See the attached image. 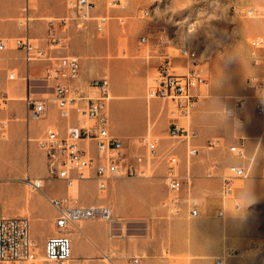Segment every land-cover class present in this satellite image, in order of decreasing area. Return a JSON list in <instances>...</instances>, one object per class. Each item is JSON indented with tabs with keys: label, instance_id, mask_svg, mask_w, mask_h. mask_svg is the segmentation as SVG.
Returning a JSON list of instances; mask_svg holds the SVG:
<instances>
[{
	"label": "rangeland",
	"instance_id": "obj_1",
	"mask_svg": "<svg viewBox=\"0 0 264 264\" xmlns=\"http://www.w3.org/2000/svg\"><path fill=\"white\" fill-rule=\"evenodd\" d=\"M113 1L116 0H97L94 16L122 17L125 24L119 26L112 19L109 28L100 35L95 33L93 23H88L87 28H78L76 21L70 19L73 15L69 14L64 0H0V40L6 47L0 53V122L5 125V132L0 133V170L4 172L0 176V217H25L30 221V235L37 249V259H41L36 264H51L42 260L44 243L41 239L49 229L51 235L47 238L56 236L54 212L48 199H68L72 204L110 208L108 193L111 184L105 192H100L93 180L75 183L67 189L65 182L48 176L44 155L36 149L35 143L27 142V139L42 136L43 131L37 126V135H32V124L39 122L32 123L27 119L22 95L25 88L21 79L27 70H30L32 78V67L41 68L47 63L26 64L22 54L14 48L15 39L24 38L30 43L45 46L52 28L50 22L56 25L66 18V26L57 35L60 42L51 47L53 58L74 57L80 63L116 62L121 70H128L126 80H144L146 97L157 76L156 62L149 56V46H139V38L162 35L167 40L168 52L173 56L177 55L175 49L178 47L194 50L199 59L197 69L207 81L199 90L200 100H221L224 102L222 109L226 110L231 109L230 103L248 97L246 80L256 74L250 64L249 42L264 36V0H118L121 8L111 6ZM246 9H254L255 16L246 17L239 12ZM144 12L149 16L143 17ZM21 22L23 27H20ZM192 28L195 30L190 33ZM240 52L243 55H239ZM177 63L183 64L182 61ZM10 73L17 76L16 81L7 80ZM12 86H16L15 92H12ZM35 92L42 95L50 91L42 83L36 86ZM40 97L50 98L49 95ZM152 101L159 104L160 110L166 104L162 100ZM250 102L246 99L247 107ZM12 104H19L20 108L12 109ZM168 106L171 110L172 104ZM190 116L179 120L169 116V121L191 132ZM49 128L57 130L55 126ZM150 138L158 137L150 135ZM260 143L257 156L246 155L240 159L247 167V178L234 180L231 195L223 200L225 220L233 222L227 237L228 252L222 257L224 264H264V137ZM169 149L158 153L161 158L156 161L154 169H148L146 178L134 179L156 178L157 169L164 163ZM191 163L192 160L189 166ZM212 171L209 173L213 178L216 175ZM227 174L225 170L221 178ZM31 179L42 180V188L32 190L28 185ZM27 196L32 198V204L25 201ZM46 211L51 213L48 219L45 218ZM90 222L105 225L108 240L120 231L123 234L127 232V226L120 220H114L111 228L105 221ZM33 225L38 230L36 236L32 234ZM116 226L118 230H115ZM135 229L129 233H138L140 225L137 224ZM76 237L93 243V235L76 234ZM103 262L109 264L108 260ZM92 263L93 260L88 259L79 264Z\"/></svg>",
	"mask_w": 264,
	"mask_h": 264
},
{
	"label": "built area",
	"instance_id": "obj_2",
	"mask_svg": "<svg viewBox=\"0 0 264 264\" xmlns=\"http://www.w3.org/2000/svg\"><path fill=\"white\" fill-rule=\"evenodd\" d=\"M97 0H64L70 18L76 21L78 28H87L93 23L96 34H103L115 19L119 26L125 24L122 17L112 18L108 14L94 16ZM217 1V0H209ZM111 6L121 8V2L116 0ZM243 16L254 17V9L239 11ZM148 17L149 13H142ZM63 18L52 27L48 34L47 45L30 43L24 38L14 41L15 50L22 54L26 64L47 63L41 79L50 98L36 96L32 80L25 74L21 79L25 88L24 104L27 119L30 122H41L48 117L49 107L54 106L58 118L65 123V130H53L49 127L42 137L28 143H35L36 148L44 155L47 174L50 178L65 182L67 189L75 183L93 180L100 192H105L110 182L115 179L146 178L148 169L155 167L158 156L159 138L147 135L138 143L145 148V154L129 156L123 142L110 132V117L108 102H110L109 81L107 79L89 80L80 85V62L74 57L51 56L54 44L60 42L57 35L66 26ZM24 23H20L23 27ZM139 46H149V56L156 62L157 76L154 85L148 90L147 101L162 100L172 104L169 116L173 119L187 118L193 112L199 99L200 88L206 85V80L197 69L198 56L194 50L186 47L175 49L177 55L168 52V43L164 36L139 38ZM6 50L0 40V52ZM249 58L251 67L256 74L249 77L245 83L248 97L234 102V109L225 110V114L237 123L244 122V117L237 116L235 111H246V99L253 102L255 116L261 120L264 128V36L254 38L249 42ZM182 61L183 64L177 62ZM9 81H15L17 76L7 74ZM43 95H48L43 93ZM41 95V96H43ZM4 122H0L1 135L5 132ZM194 133L171 123L168 138L179 142H189ZM244 139H239L236 145L228 151L235 157L245 156ZM219 142H209V148H216ZM198 150L188 144L185 155L186 162L194 159ZM167 172L165 175L167 196L161 201L160 207L170 218L180 216L186 210L191 219L200 218L203 214V204L190 193L183 197L185 178L179 173V158L169 152L165 157ZM228 174L223 177L220 197L225 200L233 191V182L247 178L248 171L243 167L229 166ZM32 190L38 191L43 186L42 180H29ZM48 203L54 212L53 226L56 236L45 241L42 259L51 264H69L72 261L71 231L83 222L105 221L112 224L113 216L110 208L104 205L82 206L72 204L68 199L50 198ZM215 216L224 219L223 210L215 211ZM30 221L25 217H0V264H36L37 249L30 235ZM112 230V229H111ZM214 264H224L222 258Z\"/></svg>",
	"mask_w": 264,
	"mask_h": 264
},
{
	"label": "crops",
	"instance_id": "obj_3",
	"mask_svg": "<svg viewBox=\"0 0 264 264\" xmlns=\"http://www.w3.org/2000/svg\"><path fill=\"white\" fill-rule=\"evenodd\" d=\"M44 68L45 66L32 67V78L30 70L24 75L27 74L32 85L36 87L42 84L40 81ZM80 70V85H85L89 80L109 81L110 132L123 142L127 154H145V148L138 141L147 135L158 137V153L170 148L167 153L172 152L179 158V173L187 182L184 184L183 197L190 193L201 199L203 214L200 218L191 219L184 209L180 216L170 218L160 207L161 201L167 196V165L164 159V163L157 169L156 178L115 179L110 182L108 203L112 211V222L123 221L127 232L123 234L120 231L113 239L108 240V229L105 225L83 222L71 231V262L79 264L92 259V264H104V260H108L109 264H214L215 259L222 258L228 252L227 237L230 224L233 223L226 222L225 217L219 219L215 216V208L221 205L219 209L223 210V200L220 197L223 180L221 176L229 166L247 168L228 149L236 145L239 139H244L245 156L255 157L260 149L261 138L264 137L263 124L254 114L253 102L248 104V110L235 111L237 116L244 117V122L236 124L234 119L225 114L226 109H222L223 101L199 98L190 116L193 139L174 143L167 139L170 126L169 106L164 104L160 110L157 102L150 103L146 100L144 80H126L128 70H121L116 62L102 64L97 61H84L80 63ZM43 86L46 87L44 84ZM15 91L16 86H12V92ZM34 93L37 97L41 96L35 90ZM49 93L46 94L50 95ZM22 95L25 96V89ZM229 106L234 109V103ZM11 108L19 109L20 106L12 104ZM37 126L43 134L50 126H55L60 132L65 130V123L58 118L54 106L49 107L46 120L37 125L32 124V135H37ZM36 139L38 138L32 140ZM214 141L219 142L218 148H209V142ZM188 144L198 150L190 166L185 155ZM211 169L216 175L213 178L209 173ZM50 216L51 213L46 211L45 218ZM137 224L140 225V231L130 234V231L136 230ZM117 227L115 230H118ZM37 233L38 230L33 225L32 234L36 236ZM76 234L85 237L93 235V243L90 244L84 238L78 239ZM50 235L49 229L45 237H41L42 243L45 244Z\"/></svg>",
	"mask_w": 264,
	"mask_h": 264
},
{
	"label": "bare ground",
	"instance_id": "obj_4",
	"mask_svg": "<svg viewBox=\"0 0 264 264\" xmlns=\"http://www.w3.org/2000/svg\"><path fill=\"white\" fill-rule=\"evenodd\" d=\"M239 55H243V53L240 52ZM194 56H197L195 52H194ZM110 99H111V98H110ZM108 104H109V102H108ZM3 173H4V172L0 170V176H2ZM25 201H26L28 204H32V198L29 197V196H27V198L25 199ZM42 260H43V259H42ZM40 261H41V259H37V262H38V263H39Z\"/></svg>",
	"mask_w": 264,
	"mask_h": 264
},
{
	"label": "clouds",
	"instance_id": "obj_5",
	"mask_svg": "<svg viewBox=\"0 0 264 264\" xmlns=\"http://www.w3.org/2000/svg\"><path fill=\"white\" fill-rule=\"evenodd\" d=\"M194 30H195V28L189 29V32L191 33V32L194 31Z\"/></svg>",
	"mask_w": 264,
	"mask_h": 264
}]
</instances>
